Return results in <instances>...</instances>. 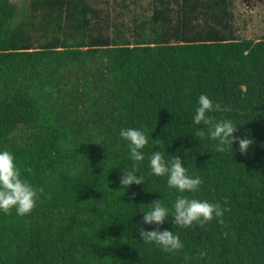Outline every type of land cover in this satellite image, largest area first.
I'll list each match as a JSON object with an SVG mask.
<instances>
[{
  "label": "trees",
  "instance_id": "trees-1",
  "mask_svg": "<svg viewBox=\"0 0 264 264\" xmlns=\"http://www.w3.org/2000/svg\"><path fill=\"white\" fill-rule=\"evenodd\" d=\"M12 1L0 0V151L44 191L27 215L0 211V264H264V38L236 37L232 0H147L126 22L99 0ZM202 94L227 108L208 115L254 140L247 154L196 136ZM126 128L148 143L134 173L144 184L122 189L135 163ZM153 151L179 156L199 191L151 174ZM178 195L229 208L224 224L175 226ZM158 199L159 227L184 245L175 253L139 237Z\"/></svg>",
  "mask_w": 264,
  "mask_h": 264
},
{
  "label": "clouds",
  "instance_id": "clouds-1",
  "mask_svg": "<svg viewBox=\"0 0 264 264\" xmlns=\"http://www.w3.org/2000/svg\"><path fill=\"white\" fill-rule=\"evenodd\" d=\"M222 111H227V108H222L219 103H214L207 95H200L193 122L196 125L202 124L205 128L198 129L196 136L205 138L207 135L210 139L218 141L217 152H224L226 148L232 150L233 143H236L239 153L247 154L249 148L254 144V140L247 135L234 136L237 126L232 120H216L214 116L208 115ZM119 135L128 142L130 158L135 162L132 170L122 171V175L119 177L121 188L126 189L133 184H144L143 177L137 178L134 173L138 172L137 164L145 159L142 149L148 143L146 131L126 128L121 129ZM148 159L151 174L167 177L166 183L169 189H175L179 193L199 191L203 181L198 176L193 177L188 174L179 156H169V159L165 160L163 152L153 151ZM43 191V188L36 189L22 178L12 153L7 150L0 151V211L7 213L15 208L18 215H27L36 206V201ZM224 204H227V201H224ZM229 210L227 207H222L220 203H210L207 200L201 201L187 195H178L173 203L171 218L173 224L179 228L191 227L193 224L203 228L214 217L218 218L220 224H224L222 217ZM168 217L169 209L159 199L154 200L150 204L149 210L143 214L141 226L138 229L139 237L147 244L157 245L166 253H175L184 247L179 236L173 231L161 230L159 227ZM143 225H156L157 227L146 230ZM223 235L226 237L228 233L225 232ZM185 259L187 260L188 257L185 256Z\"/></svg>",
  "mask_w": 264,
  "mask_h": 264
},
{
  "label": "rangeland",
  "instance_id": "rangeland-1",
  "mask_svg": "<svg viewBox=\"0 0 264 264\" xmlns=\"http://www.w3.org/2000/svg\"><path fill=\"white\" fill-rule=\"evenodd\" d=\"M120 1L122 0H99L98 3H94V7L101 8L110 16H115L116 12L124 13L120 21L125 22L132 16L148 14L146 11L147 0H138L137 3H128L129 0H126V3H119ZM12 2L17 9L21 10L28 0H13ZM119 4H125L127 10H121ZM230 12L232 14V26L238 39L254 41L264 38V0H232ZM117 21L119 20L117 19Z\"/></svg>",
  "mask_w": 264,
  "mask_h": 264
}]
</instances>
